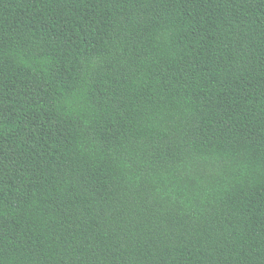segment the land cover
Instances as JSON below:
<instances>
[{"label": "trees", "instance_id": "16d2710c", "mask_svg": "<svg viewBox=\"0 0 264 264\" xmlns=\"http://www.w3.org/2000/svg\"><path fill=\"white\" fill-rule=\"evenodd\" d=\"M0 264H264V0H0Z\"/></svg>", "mask_w": 264, "mask_h": 264}]
</instances>
